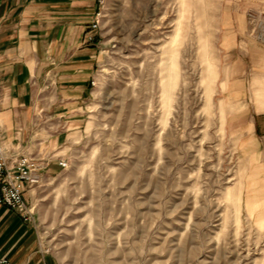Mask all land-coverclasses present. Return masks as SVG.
Instances as JSON below:
<instances>
[{"label": "rangeland", "instance_id": "1", "mask_svg": "<svg viewBox=\"0 0 264 264\" xmlns=\"http://www.w3.org/2000/svg\"><path fill=\"white\" fill-rule=\"evenodd\" d=\"M224 6H100L80 128L26 199L46 264H264V44Z\"/></svg>", "mask_w": 264, "mask_h": 264}, {"label": "crops", "instance_id": "2", "mask_svg": "<svg viewBox=\"0 0 264 264\" xmlns=\"http://www.w3.org/2000/svg\"><path fill=\"white\" fill-rule=\"evenodd\" d=\"M242 17L264 0H224ZM101 0H0V145L9 158L26 155L43 166L74 135L92 95L98 63L92 24ZM60 160L53 167L61 166ZM33 189H28V193ZM35 222L0 206V257L46 264Z\"/></svg>", "mask_w": 264, "mask_h": 264}, {"label": "built area", "instance_id": "3", "mask_svg": "<svg viewBox=\"0 0 264 264\" xmlns=\"http://www.w3.org/2000/svg\"><path fill=\"white\" fill-rule=\"evenodd\" d=\"M104 1L101 0L100 6L104 4ZM247 16L250 36L264 44V8L251 10ZM100 21L101 11L96 14L92 24L94 34L101 27ZM88 40L95 41L93 35H90ZM59 164L62 167H67V162L64 159H61ZM42 169V162L29 154L9 158L7 149L0 145V206L17 211L25 222H35L34 207L26 200L25 193L28 189L40 184ZM0 264H14V262L1 256Z\"/></svg>", "mask_w": 264, "mask_h": 264}]
</instances>
